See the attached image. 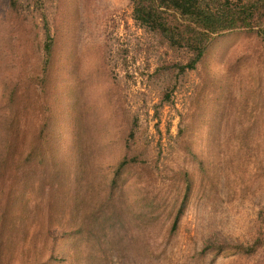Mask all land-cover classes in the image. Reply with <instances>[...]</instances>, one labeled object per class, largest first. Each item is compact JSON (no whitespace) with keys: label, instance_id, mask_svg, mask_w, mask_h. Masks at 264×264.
<instances>
[{"label":"rangeland","instance_id":"obj_1","mask_svg":"<svg viewBox=\"0 0 264 264\" xmlns=\"http://www.w3.org/2000/svg\"><path fill=\"white\" fill-rule=\"evenodd\" d=\"M211 42L182 72L132 0H0V264H264V32Z\"/></svg>","mask_w":264,"mask_h":264},{"label":"trees","instance_id":"obj_2","mask_svg":"<svg viewBox=\"0 0 264 264\" xmlns=\"http://www.w3.org/2000/svg\"><path fill=\"white\" fill-rule=\"evenodd\" d=\"M134 20L142 28L164 36L173 46H184L194 58L181 71L194 70L210 48L212 38L231 30H245L249 33L264 32V0H132ZM173 13L179 16V21L186 24H176L164 18V14ZM264 26V22H263ZM260 29L257 30L256 28ZM51 53V48L47 46ZM43 131L38 138L40 153L47 139ZM5 151H11L9 143ZM122 165H126L123 162ZM121 165V166H122ZM3 218L1 219V222ZM262 234V233H261ZM95 230L90 231V237L96 239ZM51 260H57V242L61 239L52 234ZM262 238L259 236L252 245H238L234 249L252 255L257 252ZM62 254V253H61ZM58 256V255H57Z\"/></svg>","mask_w":264,"mask_h":264}]
</instances>
